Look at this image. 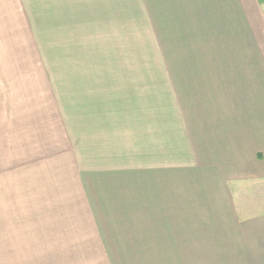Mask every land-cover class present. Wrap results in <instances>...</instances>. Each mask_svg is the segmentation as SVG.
<instances>
[{"label": "rangeland", "instance_id": "1", "mask_svg": "<svg viewBox=\"0 0 264 264\" xmlns=\"http://www.w3.org/2000/svg\"><path fill=\"white\" fill-rule=\"evenodd\" d=\"M102 5L0 20V264L192 262L190 20Z\"/></svg>", "mask_w": 264, "mask_h": 264}, {"label": "crops", "instance_id": "2", "mask_svg": "<svg viewBox=\"0 0 264 264\" xmlns=\"http://www.w3.org/2000/svg\"><path fill=\"white\" fill-rule=\"evenodd\" d=\"M103 1L0 0V20L9 10L16 24L37 25L23 10L102 9ZM141 2L181 10L192 26V48L175 69L178 87L190 90L182 99L196 106L184 146L200 157L190 162L191 264H264V50L248 36L253 17L262 23L264 0Z\"/></svg>", "mask_w": 264, "mask_h": 264}]
</instances>
